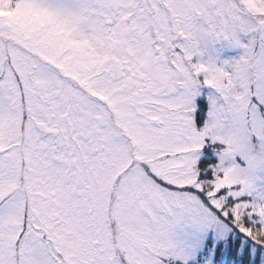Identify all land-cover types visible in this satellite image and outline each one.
Wrapping results in <instances>:
<instances>
[{"label":"snow or ice","instance_id":"snow-or-ice-1","mask_svg":"<svg viewBox=\"0 0 264 264\" xmlns=\"http://www.w3.org/2000/svg\"><path fill=\"white\" fill-rule=\"evenodd\" d=\"M0 264H264V0H0Z\"/></svg>","mask_w":264,"mask_h":264}]
</instances>
